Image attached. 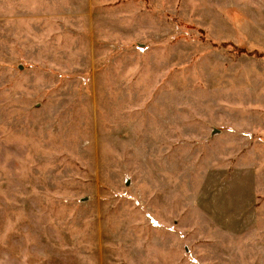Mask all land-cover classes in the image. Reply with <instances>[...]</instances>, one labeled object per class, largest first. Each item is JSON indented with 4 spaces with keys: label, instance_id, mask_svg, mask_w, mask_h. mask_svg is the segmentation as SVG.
<instances>
[{
    "label": "rangeland",
    "instance_id": "rangeland-1",
    "mask_svg": "<svg viewBox=\"0 0 264 264\" xmlns=\"http://www.w3.org/2000/svg\"><path fill=\"white\" fill-rule=\"evenodd\" d=\"M0 264H264V0H0Z\"/></svg>",
    "mask_w": 264,
    "mask_h": 264
},
{
    "label": "trees",
    "instance_id": "trees-1",
    "mask_svg": "<svg viewBox=\"0 0 264 264\" xmlns=\"http://www.w3.org/2000/svg\"><path fill=\"white\" fill-rule=\"evenodd\" d=\"M250 54H252V53H250Z\"/></svg>",
    "mask_w": 264,
    "mask_h": 264
}]
</instances>
